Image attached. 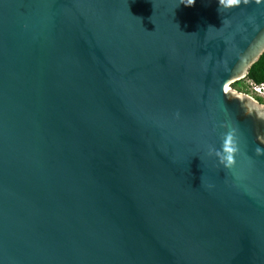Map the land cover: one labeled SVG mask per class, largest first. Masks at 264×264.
<instances>
[{
  "label": "water",
  "instance_id": "95a60500",
  "mask_svg": "<svg viewBox=\"0 0 264 264\" xmlns=\"http://www.w3.org/2000/svg\"><path fill=\"white\" fill-rule=\"evenodd\" d=\"M263 53L264 0H0V264H264Z\"/></svg>",
  "mask_w": 264,
  "mask_h": 264
},
{
  "label": "trees",
  "instance_id": "16d2710c",
  "mask_svg": "<svg viewBox=\"0 0 264 264\" xmlns=\"http://www.w3.org/2000/svg\"><path fill=\"white\" fill-rule=\"evenodd\" d=\"M245 79H251L257 83H264V53L251 66L248 75L246 76ZM235 83L238 84L239 81Z\"/></svg>",
  "mask_w": 264,
  "mask_h": 264
},
{
  "label": "built area",
  "instance_id": "2783aa9c",
  "mask_svg": "<svg viewBox=\"0 0 264 264\" xmlns=\"http://www.w3.org/2000/svg\"><path fill=\"white\" fill-rule=\"evenodd\" d=\"M248 83V88L251 92V96L259 100L264 104V83H257L251 79H246Z\"/></svg>",
  "mask_w": 264,
  "mask_h": 264
},
{
  "label": "rangeland",
  "instance_id": "374dc122",
  "mask_svg": "<svg viewBox=\"0 0 264 264\" xmlns=\"http://www.w3.org/2000/svg\"><path fill=\"white\" fill-rule=\"evenodd\" d=\"M229 87L233 88L235 90H238L240 92L248 93V94L252 95L249 88H248V83H247L246 79L240 80L238 84L232 83Z\"/></svg>",
  "mask_w": 264,
  "mask_h": 264
},
{
  "label": "clouds",
  "instance_id": "9594fccd",
  "mask_svg": "<svg viewBox=\"0 0 264 264\" xmlns=\"http://www.w3.org/2000/svg\"><path fill=\"white\" fill-rule=\"evenodd\" d=\"M221 3H224L225 0H220ZM181 3L184 4L185 6H191L195 3V0H181ZM227 3L228 4H235V3H238V0H227ZM228 151H231V149H228ZM227 162L228 164H231L232 162V156L229 155L227 157Z\"/></svg>",
  "mask_w": 264,
  "mask_h": 264
}]
</instances>
